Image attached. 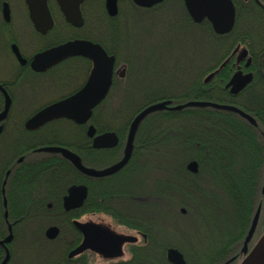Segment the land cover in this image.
<instances>
[{"label": "trees", "instance_id": "obj_1", "mask_svg": "<svg viewBox=\"0 0 264 264\" xmlns=\"http://www.w3.org/2000/svg\"><path fill=\"white\" fill-rule=\"evenodd\" d=\"M165 2L151 8L135 2L128 13L121 11L116 18H109L103 37L92 36L115 57L116 66L126 63V76L114 78L108 96L86 123L66 117L52 120L57 134L54 144L60 139L82 165L102 170L124 157L134 118L151 104L205 101L234 105L249 113L256 125L233 110L211 105L151 112L139 122L131 156L122 169L103 177L87 175L93 181L87 183L90 201L95 202L97 195L103 199L96 211L147 238L133 252L132 260L119 264H170L166 250L171 246L185 254L188 264H237L244 258L243 242L259 206L250 250L264 234V81L258 63L261 43L264 45V12L247 4L237 11L235 27L217 34L209 20L196 23L188 14L160 8ZM238 45L252 58L248 67L234 64ZM187 67H193L192 74L187 75ZM238 70L250 73L252 80L232 94L226 85ZM182 72L189 84L179 92L169 90ZM69 78L63 71L57 82ZM87 124H93L98 132L115 131L118 144L90 147ZM85 143L86 150L82 147ZM46 154L52 156L53 167L46 168L47 159L42 158L39 168L67 173L64 186L86 182V174L60 152ZM192 160L199 165L196 173L187 168ZM36 170L33 164L21 169L24 196L35 185L32 173ZM31 203L25 204L26 217L35 212ZM9 208L13 216L11 199ZM180 208L186 209L185 214ZM81 212L63 211L69 218L79 217ZM181 217L187 218L184 225L179 224ZM208 240L211 246L204 242Z\"/></svg>", "mask_w": 264, "mask_h": 264}, {"label": "flooded vegetation", "instance_id": "obj_2", "mask_svg": "<svg viewBox=\"0 0 264 264\" xmlns=\"http://www.w3.org/2000/svg\"><path fill=\"white\" fill-rule=\"evenodd\" d=\"M135 2L142 6L139 0H117L118 13L111 16L107 10L106 0H84L80 4L82 20L80 25H77L67 19L57 0H47L49 15L46 14L47 19L43 21H36L26 0H0V113L6 107L7 95L11 99L9 110L4 119L0 121L2 152L0 154V241L3 242L0 244V264H119L132 260L133 252L140 249L147 241L140 231L116 224L105 213L96 211L103 199L97 195L95 202L90 201V187L87 183L91 179L87 178L88 174L85 175L86 182L78 183L85 185L88 189L83 204L67 210L64 199L70 186L73 185L64 186L68 183V174L42 170L39 168L42 165L39 162L42 158H46L45 164L48 165L45 167H53L52 156L46 154L51 150L45 147L68 148L60 142V139H58V144H54L57 134L52 128L51 121L37 128L29 129L26 126L27 120L40 109L81 89L87 82L94 65L89 59L83 60L79 57L80 55H72L54 63L47 69L36 70L32 65L36 57L42 52L72 40L84 39L98 43L91 38L103 37L108 32L106 25L109 18H116L121 11L128 13ZM232 2L235 7L233 27L236 24L237 11L245 8L247 4H252L264 12V0H232ZM159 7L190 15L185 0H166ZM209 22L214 29L212 22ZM17 49L21 57L25 59L24 62L18 57ZM243 49L246 48L238 45L234 50V64H238V67L246 65L249 58L248 52L246 58L239 59ZM258 56V63L262 66L260 79L264 81L263 42ZM125 68L126 63L120 62L116 66L115 60L114 78H124ZM123 70L125 74L121 76ZM63 71L70 78L57 82V75ZM89 125L87 124L85 128L86 136H88ZM99 133L103 132L97 130L96 135ZM89 138L90 147L95 148L93 138ZM82 147L86 150L88 145L85 143ZM58 152L65 156L62 151ZM29 164L37 168L32 173L35 185L30 194L24 196L23 187L20 185L21 169ZM95 184L99 185L98 181ZM10 199L15 209L13 216L10 214ZM28 201L32 202L29 206L35 211L32 217H26L23 213ZM75 210L82 211L79 217L69 218L63 213V211ZM103 215L110 218V224L94 220L95 217L102 219ZM90 226L135 239L125 240L121 245L122 251L119 255H106L92 247H87L72 255V252L79 248L86 238V232L82 227ZM51 227H56L58 231L54 237L48 233ZM10 236V240L7 241ZM171 247L167 248L166 257L168 262L173 264L168 259V250ZM183 255L188 264L184 253Z\"/></svg>", "mask_w": 264, "mask_h": 264}, {"label": "water", "instance_id": "obj_3", "mask_svg": "<svg viewBox=\"0 0 264 264\" xmlns=\"http://www.w3.org/2000/svg\"><path fill=\"white\" fill-rule=\"evenodd\" d=\"M26 1L30 6L36 21H43L47 19V15H49L47 0ZM57 1L67 19L76 23L77 25H80L79 23H81L82 20L80 4L84 0ZM161 1L163 0H139V4L149 7ZM185 5L195 22L200 23L205 18H208V20L212 22L214 30L217 34L229 32L233 27L235 21V7L232 0H185ZM106 6L108 13L111 16L117 15V0H106ZM16 52L18 57L24 62L25 59L21 57L18 49ZM72 55H80L93 61V69L87 82L77 92L55 101L36 112L27 120V128H37L46 122L60 117H66L74 120L76 123L84 124L91 118L93 109L108 96L113 85V78L115 75V57L110 55L107 50L99 43L84 39L72 40L51 50L40 53L33 61L32 65L36 70H44L54 63H57L58 61ZM247 55L248 50L243 49L240 53L239 59H244ZM251 61L252 59L249 57L246 67L251 64ZM124 74L125 70H123L121 76H124ZM211 76L212 75H210L207 79L211 78ZM251 80L252 76L250 73H244L242 70H239L233 75L226 87L230 88V92L232 94H238ZM10 103L11 99L7 95L6 107L3 112L0 113V121H2L6 116L10 107ZM195 105H211L222 109L233 110L249 120L253 125L257 124L255 118L252 115L234 105L205 101H190L185 104L172 106L170 105V101L167 100L147 106L134 118L129 130L124 157L121 161L109 168L94 170L85 167L82 165L77 155L63 147L49 146L45 147V149L51 151H62L64 155L69 160H71L83 173L88 174L89 176L102 177L111 175L122 169L128 162L132 152L134 134L139 122L143 117L151 112L165 108L180 110L184 107ZM96 132V127L93 124H90L87 134L89 137L93 138V147L95 148H111L115 147L119 142V136L115 131H106L97 135ZM187 168L193 173L198 172V162L196 160L190 161ZM262 191L264 193V186ZM87 193L88 189L83 184H73L70 186L68 194L64 199L66 209L69 210L80 207L83 204ZM182 212H186V210L183 208ZM260 213L261 206H259L257 209L249 231L244 239L243 247L241 249V253L244 254V258L240 264H264V234L261 236L257 244L251 250L249 249V243L255 234ZM82 229L86 232V238L81 246L72 252V255L78 251L84 250L87 247H92L96 250L102 251L106 255H119L122 251V243L125 240L135 239L134 237L117 235L109 230L96 228L93 226L82 227ZM57 232L58 231L56 227H51L48 230V233L52 237H54ZM10 238L11 236L7 238V241H9ZM1 243L3 242L0 241V244ZM168 259L173 264H186L183 253L174 247L169 248ZM233 260L234 258L229 260L227 263H230Z\"/></svg>", "mask_w": 264, "mask_h": 264}, {"label": "rangeland", "instance_id": "obj_4", "mask_svg": "<svg viewBox=\"0 0 264 264\" xmlns=\"http://www.w3.org/2000/svg\"><path fill=\"white\" fill-rule=\"evenodd\" d=\"M187 47H188V45H186L185 47H184V49H187ZM188 58V57H187ZM185 62L186 63H188V60L187 61H184V63H183V65H185ZM194 67H196V65L194 66ZM188 68V70H187V75L190 73V74H192V70H193V67L192 68H190V67H187ZM183 74H180V78H178L177 79V82H176V80L175 81H173L174 82V84H172V85H170V86H168V88H169V90H173V91H176V92H179L180 90L182 91V87L183 86H186V85H188L189 84V81L188 80H184V72H182ZM46 99V98H45ZM180 207H183V206H180ZM181 209V208H180ZM183 214H185V213H183ZM94 220H97V221H101V222H103V223H105V224H110L111 223V220H110V218H108L107 216H105V215H103V218L102 219H99L98 217H95L94 218ZM187 218H184V217H181V219H180V222L181 223H179V224H185V223H187ZM259 241V240H258ZM257 241V242H258ZM204 242H206L207 243V246H211V244H210V242L211 241H204ZM257 242L255 243V245L257 244ZM182 243H183V241H182ZM254 245V246H255ZM198 248L200 247V245H196ZM253 246V247H254ZM243 260V257L241 258V260L237 263V264H240V262Z\"/></svg>", "mask_w": 264, "mask_h": 264}]
</instances>
